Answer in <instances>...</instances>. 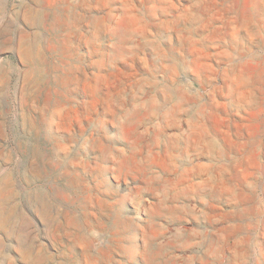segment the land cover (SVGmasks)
I'll return each mask as SVG.
<instances>
[{"label":"rangeland","instance_id":"1","mask_svg":"<svg viewBox=\"0 0 264 264\" xmlns=\"http://www.w3.org/2000/svg\"><path fill=\"white\" fill-rule=\"evenodd\" d=\"M0 264H264V0H0Z\"/></svg>","mask_w":264,"mask_h":264},{"label":"bare ground","instance_id":"2","mask_svg":"<svg viewBox=\"0 0 264 264\" xmlns=\"http://www.w3.org/2000/svg\"><path fill=\"white\" fill-rule=\"evenodd\" d=\"M44 11V10H43ZM28 12V11H27ZM23 41V40H22ZM32 47V46H31ZM17 50V49H16ZM34 154V153H33ZM45 256V255H44ZM50 256V255H49ZM46 257V256H45ZM62 263V262H61Z\"/></svg>","mask_w":264,"mask_h":264}]
</instances>
